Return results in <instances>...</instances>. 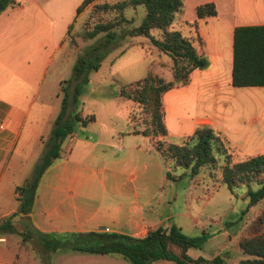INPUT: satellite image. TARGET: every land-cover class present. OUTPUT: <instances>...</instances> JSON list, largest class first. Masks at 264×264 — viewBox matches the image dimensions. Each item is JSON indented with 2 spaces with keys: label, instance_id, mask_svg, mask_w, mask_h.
I'll return each instance as SVG.
<instances>
[{
  "label": "crops",
  "instance_id": "crops-1",
  "mask_svg": "<svg viewBox=\"0 0 264 264\" xmlns=\"http://www.w3.org/2000/svg\"><path fill=\"white\" fill-rule=\"evenodd\" d=\"M45 1L14 0L0 12V218L18 207L14 172H20L22 151L48 134L38 133L37 124L43 120L44 101L56 96L59 87L47 89L44 79L54 57L60 59L67 26L76 18L75 8L58 15L61 22L54 34L51 16L64 6L56 4L58 0ZM182 1L171 28L188 38H200V44H192L207 65L192 70L186 84L162 93L166 133L157 138L181 144L196 126L206 124L218 132L232 162L264 153V86L234 87L230 75L233 28L264 25V0ZM204 2H212L216 14L197 18L195 6ZM151 33L157 34L155 30ZM146 42V38L145 42L129 40L110 60L109 74L128 73L139 64L141 74L144 55L137 47ZM144 51L154 52L156 59L147 63L140 77L123 79L127 77L120 74L122 82L142 78L150 67L157 73L162 64L170 65L167 55L148 43ZM132 105L122 117L127 123L122 128L107 122L100 106H77L79 118L86 120L91 115L93 119L78 124V131L61 142L58 157L37 182L29 212L13 216V223L23 219L49 238L96 231L142 237L148 230L174 224L186 236H206L200 247L187 250L192 258H211L222 252L227 264L251 258L240 252L237 241L263 199L245 209L242 194L243 202L235 206L232 194L219 183L220 175L212 179L204 170L191 178L182 177L183 182L164 180L167 166L150 134L128 117ZM244 111H250L246 117ZM13 234H5L0 243V264H38V258ZM38 245L44 252L43 264H47L46 252ZM49 264L129 263L109 254L58 249L50 253ZM149 264L174 262L158 259Z\"/></svg>",
  "mask_w": 264,
  "mask_h": 264
},
{
  "label": "trees",
  "instance_id": "trees-1",
  "mask_svg": "<svg viewBox=\"0 0 264 264\" xmlns=\"http://www.w3.org/2000/svg\"><path fill=\"white\" fill-rule=\"evenodd\" d=\"M93 0H81L75 7V16ZM14 0H0V12L11 6ZM141 5L143 15L139 23L122 32L116 29L131 22L124 16L126 8ZM182 0H117L111 3L91 4V13H97L95 21L83 27L80 37L93 41L87 45L72 65V75L61 82L62 92L56 117L51 122L50 130L43 145L42 161L34 174L20 186L15 187L18 207L16 212L0 218V233L33 234L35 241L45 252L58 249H71L97 254H109L124 259L129 264H149L151 261L165 259L174 264H227L225 252L211 258L187 254L189 248L200 247L206 239L203 234L196 237L186 236L179 227L170 224L167 228L148 230L142 237H132L113 232H71L53 234L49 238L30 227L28 232L18 231L12 217L26 215L32 205L37 182L47 166L59 155L61 142L75 131V124L83 125L91 121L90 115L85 119L78 117L76 111L67 113L68 105L77 106L81 93L89 82V74L96 71L104 56L125 35L143 36L147 43L159 53L166 54L170 60L171 79L165 80L150 67L140 79L121 85L120 94L137 105L148 117V129L152 144L158 151L167 169L164 180L176 181L182 177H194L201 170L214 179L220 175L219 183L230 194L243 187L247 198L245 209L264 199V153L249 156L244 160L232 162L230 154L218 132L211 126H196L181 144H172L158 139L166 133L163 124L161 95L164 91L184 85L188 82L189 73L194 69H202L207 65L205 56L196 50L193 41L200 44V38H188L178 30L171 28L174 14L181 10ZM108 17H102V15ZM215 6L212 2H204L195 6L197 18L214 16ZM75 19V18H74ZM73 22V21H72ZM68 24L66 33L71 28ZM194 26L195 22H185ZM155 30L156 35L151 31ZM231 85L234 87L264 86V25L236 26L232 32V64ZM61 85V83H59ZM72 84V85H71ZM130 121L134 122L129 112ZM180 170V172H179ZM261 214L264 215V209ZM262 216L237 241L242 254L250 256L239 260L238 264H264V228H261ZM49 264V255L46 253Z\"/></svg>",
  "mask_w": 264,
  "mask_h": 264
},
{
  "label": "rangeland",
  "instance_id": "rangeland-1",
  "mask_svg": "<svg viewBox=\"0 0 264 264\" xmlns=\"http://www.w3.org/2000/svg\"><path fill=\"white\" fill-rule=\"evenodd\" d=\"M38 3L46 2L45 0H34ZM113 2V0H93L89 5H86L83 7L80 12L76 15V18L73 20L71 28L66 33L64 40L62 42V51H61V57L59 59V56L54 57L52 62L50 63L46 77L44 79V86L48 88H56L59 86H65L67 83L61 82L63 80H66L71 77L72 75V65L75 61V58L81 54L82 50L89 45L93 39L91 40H83L80 37V33L82 32L83 27L88 26L92 21H95L98 14L97 13H91V4L93 3H101V2ZM117 1V0H114ZM57 2V1H55ZM54 2V3H55ZM80 2V0H58L56 4H62L64 7L61 10H55L53 11L52 20H53V33L56 34V32L59 29L60 25V16L58 15H64L68 12H73L75 6ZM124 16L128 19H131V22L125 23L122 25V27H119L116 29L117 32H122L125 29L130 28L131 26H135L139 23L142 15H143V7L141 5L136 6L133 8H126L124 10ZM102 17H108V15H102ZM133 38H138L139 40H142L145 42V37L143 36H129L125 35L123 38H121L116 45L104 56V58L100 62L99 69L97 71H92L89 74L90 82L87 84V86L84 88V90L81 93L79 102L77 106L86 107V106H92L93 109H97V106L101 107L100 114H103L105 116V120L111 121L112 124L119 126L120 128L125 127L127 123L124 124V118L125 115H127V112L129 111V108L132 104V102L120 94V87L123 84L129 83V82H122V78H120L119 75L115 74H109V64L112 57L120 50L122 47L128 43L129 40ZM147 42L145 43L144 47L138 46L137 50L140 51L141 55H144L143 60V68L141 64V71L142 73L146 69L147 63L151 60L156 59V54L153 52L152 54L146 53L144 51V48L146 47ZM153 51V50H152ZM162 56V55H161ZM166 59V57H163V59ZM62 59V60H61ZM119 60L116 61V67L118 66ZM168 64H162L158 69L157 75L163 77L165 80L171 79V73L169 69ZM140 68V64L136 65L133 69H131L128 73H124L123 79H135L137 77H140L142 73L138 72V69ZM127 75V76H126ZM135 77V78H133ZM135 81V80H134ZM132 82V80L130 81ZM61 83V85L59 84ZM72 85V84H71ZM264 90V89H263ZM57 95H52L51 98L46 99L42 105L43 110V120L39 124H37V131L38 133H43L45 131L49 132V128L51 127V124H49L50 121H52L59 110L60 105V96L62 95V92L58 89ZM262 94V93H261ZM263 96L261 101H263ZM76 106V107H77ZM132 111H131V117L135 123L142 124V127L144 129H148V117L146 114L142 112V110L137 105H132ZM76 107L69 104L67 108V113H70L72 111L76 110ZM95 107V108H94ZM250 112V111H249ZM247 111H244L245 117L249 114ZM107 121V122H108ZM50 126V127H49ZM78 124H75V131H78ZM48 129V130H47ZM46 137L44 139H40L39 137L36 139V141L30 145L27 146L21 153L22 157V163L20 165V172L18 174V171L14 172V176L18 178L17 185L20 186L27 178H29L32 174H34L35 169L39 166V164L42 161V152H43V145ZM18 174V176H17ZM181 180V181H180ZM180 182H183L182 179H180ZM178 185L181 186L179 183ZM244 195V189L243 187L238 189L236 191V194L231 195L232 201L234 202V205H240L243 202V198L241 195ZM244 201V207L246 205L247 199L246 197ZM264 209V199L260 203L259 212L253 213L252 220L249 221L248 225L246 226L247 229L250 231V226L257 221V217L259 215L262 216V224L261 228H264V215L261 214L262 210ZM239 220L237 219L235 223H237ZM15 228L20 232H28L30 229V226L28 223H25V220L18 219L15 224ZM7 233H0V235L5 236ZM15 239H18L22 244H25L26 247L30 250V252L38 258V264H43V254L44 252L40 250L38 243L35 241V236L33 234H29V236H26L25 234H13ZM203 253L208 255L207 253L209 250L207 247H204ZM49 256L51 252H46ZM204 254V255H205Z\"/></svg>",
  "mask_w": 264,
  "mask_h": 264
},
{
  "label": "built area",
  "instance_id": "built-area-1",
  "mask_svg": "<svg viewBox=\"0 0 264 264\" xmlns=\"http://www.w3.org/2000/svg\"><path fill=\"white\" fill-rule=\"evenodd\" d=\"M107 229H105V231H106ZM5 241V237L4 236H2V235H0V243H2V242H4Z\"/></svg>",
  "mask_w": 264,
  "mask_h": 264
}]
</instances>
